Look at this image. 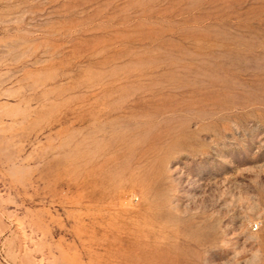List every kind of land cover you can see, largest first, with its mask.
I'll use <instances>...</instances> for the list:
<instances>
[{
  "label": "rangeland",
  "instance_id": "rangeland-1",
  "mask_svg": "<svg viewBox=\"0 0 264 264\" xmlns=\"http://www.w3.org/2000/svg\"><path fill=\"white\" fill-rule=\"evenodd\" d=\"M0 264H264V0H0Z\"/></svg>",
  "mask_w": 264,
  "mask_h": 264
},
{
  "label": "bare ground",
  "instance_id": "bare-ground-1",
  "mask_svg": "<svg viewBox=\"0 0 264 264\" xmlns=\"http://www.w3.org/2000/svg\"><path fill=\"white\" fill-rule=\"evenodd\" d=\"M242 67V66H241ZM226 82V81H225ZM219 85V84H218ZM215 86V85H214ZM217 86V85H216ZM221 86V85H220ZM242 87V86H241ZM255 87V86H254ZM235 88H237V86L235 87ZM234 88V89H235ZM244 88H246V87H244ZM238 89V88H237ZM240 89V88H239ZM213 91V90H212ZM244 91V90H243ZM223 92V91H222ZM210 93V92H209ZM227 93V92H226ZM203 94H205V93H203ZM222 97V96H221ZM248 97V96H247ZM231 101H233V100H231ZM219 102V101H218ZM218 104V103H217ZM231 107V106H230ZM205 113V112H204Z\"/></svg>",
  "mask_w": 264,
  "mask_h": 264
},
{
  "label": "clouds",
  "instance_id": "clouds-1",
  "mask_svg": "<svg viewBox=\"0 0 264 264\" xmlns=\"http://www.w3.org/2000/svg\"><path fill=\"white\" fill-rule=\"evenodd\" d=\"M253 255H254V257H258L259 253L257 252V253H254Z\"/></svg>",
  "mask_w": 264,
  "mask_h": 264
},
{
  "label": "built area",
  "instance_id": "built-area-1",
  "mask_svg": "<svg viewBox=\"0 0 264 264\" xmlns=\"http://www.w3.org/2000/svg\"><path fill=\"white\" fill-rule=\"evenodd\" d=\"M258 227V225L256 224L255 226H254V228L256 229Z\"/></svg>",
  "mask_w": 264,
  "mask_h": 264
}]
</instances>
